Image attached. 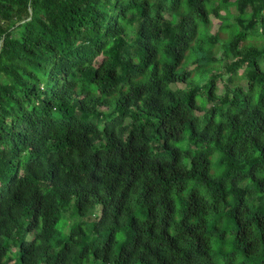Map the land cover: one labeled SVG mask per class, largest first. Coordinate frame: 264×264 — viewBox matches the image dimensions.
<instances>
[{
  "label": "trees",
  "instance_id": "1",
  "mask_svg": "<svg viewBox=\"0 0 264 264\" xmlns=\"http://www.w3.org/2000/svg\"><path fill=\"white\" fill-rule=\"evenodd\" d=\"M91 259L264 264V0H0V264Z\"/></svg>",
  "mask_w": 264,
  "mask_h": 264
},
{
  "label": "rangeland",
  "instance_id": "2",
  "mask_svg": "<svg viewBox=\"0 0 264 264\" xmlns=\"http://www.w3.org/2000/svg\"><path fill=\"white\" fill-rule=\"evenodd\" d=\"M215 22H214V24H213V31H218V30H222L223 28H220V21H218L216 18H215ZM97 212H98V210H97ZM78 220V217H76L75 218V221H77ZM71 220H72V222H73V220H74V218H71ZM80 220V219H79ZM81 220H82V218H81ZM64 234H66V232L64 231ZM101 237L102 238H104L102 235H101ZM17 251H18V248H13L12 247V250H11V252L9 253V255L11 256L12 254H14L15 255V253H17ZM18 253H17V258H16V260H17V262H18ZM94 260L93 259H91L90 260V262H88L87 264H97L96 262H93ZM139 264V263H138Z\"/></svg>",
  "mask_w": 264,
  "mask_h": 264
}]
</instances>
